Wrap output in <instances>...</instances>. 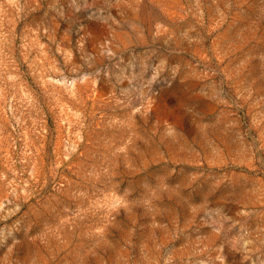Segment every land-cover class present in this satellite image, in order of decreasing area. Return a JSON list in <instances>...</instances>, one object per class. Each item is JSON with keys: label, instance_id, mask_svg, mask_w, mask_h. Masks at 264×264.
<instances>
[{"label": "rangeland", "instance_id": "374dc122", "mask_svg": "<svg viewBox=\"0 0 264 264\" xmlns=\"http://www.w3.org/2000/svg\"><path fill=\"white\" fill-rule=\"evenodd\" d=\"M0 264H264V0H0Z\"/></svg>", "mask_w": 264, "mask_h": 264}]
</instances>
